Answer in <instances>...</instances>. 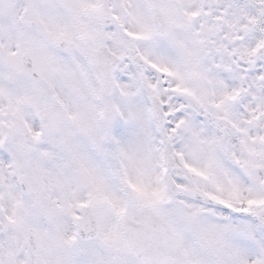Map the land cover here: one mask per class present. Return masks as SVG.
<instances>
[{"label": "snow or ice", "instance_id": "1", "mask_svg": "<svg viewBox=\"0 0 264 264\" xmlns=\"http://www.w3.org/2000/svg\"><path fill=\"white\" fill-rule=\"evenodd\" d=\"M0 264H264V0H0Z\"/></svg>", "mask_w": 264, "mask_h": 264}]
</instances>
